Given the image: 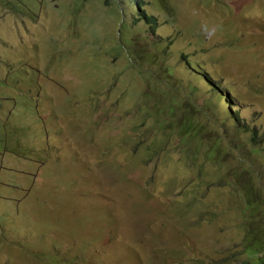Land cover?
Instances as JSON below:
<instances>
[{"label": "rangeland", "instance_id": "1", "mask_svg": "<svg viewBox=\"0 0 264 264\" xmlns=\"http://www.w3.org/2000/svg\"><path fill=\"white\" fill-rule=\"evenodd\" d=\"M133 1L0 0V264H264V0Z\"/></svg>", "mask_w": 264, "mask_h": 264}, {"label": "trees", "instance_id": "2", "mask_svg": "<svg viewBox=\"0 0 264 264\" xmlns=\"http://www.w3.org/2000/svg\"><path fill=\"white\" fill-rule=\"evenodd\" d=\"M133 4L135 6H137L139 11L141 12V18L142 19H145V21H147L150 24H154L155 23V17H152V16H150L147 13L144 12L143 6L146 4L144 0H134ZM226 40H228V39H226ZM210 88L213 91L216 90L214 85H211ZM224 97L226 99H232L231 95L229 94V92H226ZM235 108L236 107L233 106V109H235ZM191 128L194 129V124L191 125ZM241 132L246 135V138H249L247 136V133H245L244 131H241ZM254 135L255 134H253L252 137ZM250 141H252L251 142L252 146L249 144V141L245 142V144L242 145L240 143V140H239V142L238 141L236 142L235 146H233L235 153L236 152H240V153L242 152L241 153L242 154V159L247 156V154H246L247 151H252V152L256 151L257 150L255 148L256 144H258V146H259V144L262 143L258 138L256 139L255 137H253L252 139L250 138ZM218 147H219V149L215 150V153L213 155L214 161H215V158H216V154H217V158H218L219 161H224L225 158L229 159V161L235 160V156L231 157L228 154V152L227 151L225 152V150L221 146H218ZM253 148H255V150ZM244 149H247V150L244 151ZM241 172H243V173H241ZM241 172H237L236 169L234 168L233 173L231 175V177L234 180V183L232 184V186H233V188L236 190V192L239 195H242L245 198L250 199V204H248V206L250 208H253V206L255 208H257V207H259V203L256 204L257 200H255V198H254L255 188H254V184L252 183L253 181L251 180L252 179V171L250 172L249 176L246 174V172H247L246 170H244V171L241 170ZM243 174L245 175V177H243ZM235 182H242L243 183L241 185V187H240V190L235 188ZM263 201H264V199H263ZM254 217H255V215L252 214L251 215L250 226L248 227V231H247L248 234L246 235L245 244H244L243 247H246V253H248V252H251V253L252 252H257L258 255H261V254H264V243H261L262 241H264V224H262V228H261L262 231H259V221H258L257 218H255L256 220L253 219ZM252 221H256V223H253Z\"/></svg>", "mask_w": 264, "mask_h": 264}, {"label": "clouds", "instance_id": "3", "mask_svg": "<svg viewBox=\"0 0 264 264\" xmlns=\"http://www.w3.org/2000/svg\"><path fill=\"white\" fill-rule=\"evenodd\" d=\"M256 143H257V142H256ZM235 145H236V141L234 142V146H235ZM258 147H259V146H258V144H256V147H255V148H256V149H258ZM249 175H250V174H249ZM252 176H253V173H252ZM255 176H256V175H255ZM252 181H253V179H252ZM252 214H254V215H255V217H254V218H256V217H257V216H256V213H251V215H252ZM251 215H250V217H251Z\"/></svg>", "mask_w": 264, "mask_h": 264}, {"label": "bare ground", "instance_id": "4", "mask_svg": "<svg viewBox=\"0 0 264 264\" xmlns=\"http://www.w3.org/2000/svg\"><path fill=\"white\" fill-rule=\"evenodd\" d=\"M161 25V24H160Z\"/></svg>", "mask_w": 264, "mask_h": 264}]
</instances>
